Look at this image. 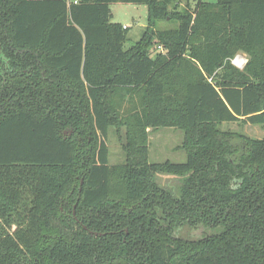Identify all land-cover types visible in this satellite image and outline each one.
<instances>
[{"label":"trees","instance_id":"obj_1","mask_svg":"<svg viewBox=\"0 0 264 264\" xmlns=\"http://www.w3.org/2000/svg\"><path fill=\"white\" fill-rule=\"evenodd\" d=\"M182 1L0 0V264H264V134L222 128L264 133V0ZM116 2L147 8L128 48Z\"/></svg>","mask_w":264,"mask_h":264},{"label":"rangeland","instance_id":"obj_2","mask_svg":"<svg viewBox=\"0 0 264 264\" xmlns=\"http://www.w3.org/2000/svg\"><path fill=\"white\" fill-rule=\"evenodd\" d=\"M196 0H189L193 5ZM208 2H216L217 0H204ZM184 4V0L182 1ZM111 21L120 23L125 26L126 40L124 41V48H128L130 45L139 40L146 24H147V8L145 5H136L131 3L116 2L110 5ZM175 23H167L165 21H158L157 28H169L174 27ZM155 47V46H154ZM235 58L242 59L243 64L239 65L234 61ZM247 61V56L244 53H237L232 59L231 64L242 69ZM241 62V61H240ZM228 128L233 131L243 133L252 138H260L263 136V129L260 125L256 124H239L230 123L222 124V128ZM183 138V133L180 129L172 127H157L149 130V162H163L169 160L172 162H182L185 160V151L180 149ZM109 148V163H120L123 161V153L120 150V144L117 139V135L110 129L108 137ZM161 182H171L166 175L160 176ZM205 232V230H204ZM190 235L197 237L193 230L183 229L180 236ZM199 236V235H198Z\"/></svg>","mask_w":264,"mask_h":264},{"label":"built area","instance_id":"obj_3","mask_svg":"<svg viewBox=\"0 0 264 264\" xmlns=\"http://www.w3.org/2000/svg\"><path fill=\"white\" fill-rule=\"evenodd\" d=\"M123 28H126V27L123 26ZM158 47L160 48V50H163L162 47H160V46H158ZM239 60H241V62H240ZM234 61H235L236 63H238L239 65H242V64H243V60H242V59L235 58Z\"/></svg>","mask_w":264,"mask_h":264},{"label":"water","instance_id":"obj_4","mask_svg":"<svg viewBox=\"0 0 264 264\" xmlns=\"http://www.w3.org/2000/svg\"><path fill=\"white\" fill-rule=\"evenodd\" d=\"M73 214H74V212H73ZM96 234V233H95Z\"/></svg>","mask_w":264,"mask_h":264},{"label":"bare ground","instance_id":"obj_5","mask_svg":"<svg viewBox=\"0 0 264 264\" xmlns=\"http://www.w3.org/2000/svg\"><path fill=\"white\" fill-rule=\"evenodd\" d=\"M239 61H241V60H239Z\"/></svg>","mask_w":264,"mask_h":264}]
</instances>
